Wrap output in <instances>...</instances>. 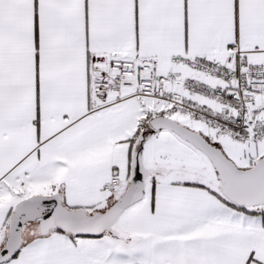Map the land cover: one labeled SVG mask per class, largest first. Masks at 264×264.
Returning a JSON list of instances; mask_svg holds the SVG:
<instances>
[{"label": "snow or ice", "instance_id": "6c2138e0", "mask_svg": "<svg viewBox=\"0 0 264 264\" xmlns=\"http://www.w3.org/2000/svg\"><path fill=\"white\" fill-rule=\"evenodd\" d=\"M0 264H264V0H0Z\"/></svg>", "mask_w": 264, "mask_h": 264}]
</instances>
